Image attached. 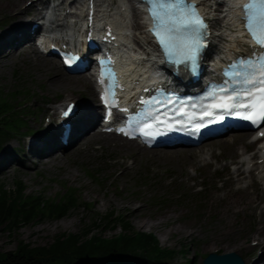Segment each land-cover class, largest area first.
Instances as JSON below:
<instances>
[{"label": "rangeland", "instance_id": "1", "mask_svg": "<svg viewBox=\"0 0 264 264\" xmlns=\"http://www.w3.org/2000/svg\"><path fill=\"white\" fill-rule=\"evenodd\" d=\"M27 1L16 0L12 4H19L21 7ZM8 13L9 10L2 3L0 20L6 19L7 22L2 30L17 27L19 18L28 19L26 14L17 18L11 16L14 12ZM144 29L143 25L139 35L143 34ZM14 49L16 48L6 51L11 55V60L9 57L0 59V97L7 98L6 94L13 97L11 91L21 90L17 97L11 98V102L18 105L17 109H22L26 125L37 130L36 133L40 132L42 124L46 126L55 118V115L50 117V114L64 98L81 101L82 96L87 94L90 100L91 91L86 85L80 86L85 84L81 81L76 88H51L47 85L49 78H67L70 75L60 67L55 58H46L38 51L37 55H32L34 52L31 49L12 55ZM50 63L53 66H49ZM23 130L25 128L19 131ZM240 134L243 133L213 139L194 148L154 149L155 151L147 154L131 147L125 149L114 146L112 140L109 145H105L102 140L92 143L82 141L75 145L77 149L71 146L58 152L61 153L62 160H48L41 164L40 158H35L38 161L36 169L17 165L6 168L0 173V184L7 190H14L15 183L21 181L26 195H40L44 199L57 200L66 187H74L78 190L79 200L90 203L93 209L89 210L79 203L62 217H41L15 231L4 230L0 226V251L13 250L20 240L30 246H46L56 235L78 234L92 223L95 215L102 217L113 211L115 216L121 214L127 218L137 230L153 233L161 248L173 250L172 259L168 260L171 264H181L190 257L195 259V264H202V259L212 251L237 252L248 262L252 255L254 257L260 251L258 246H252L260 242L259 247H262L264 243V190L260 191L264 189V182L257 178L256 168L251 172L261 181L259 189L256 179L240 180L235 176L236 172L233 170L235 167L238 169L235 160H242L239 163L241 170L249 168L251 163L247 159L257 152L256 143L252 142L251 135L247 133L245 143L248 147L245 153L241 156L238 148V157L233 158L235 155L230 151L233 136L237 138ZM23 137L24 135L14 134L3 146V152L21 151ZM19 154L24 158L22 152ZM254 156V161L259 162V154ZM25 168L29 170L25 171ZM88 170L99 172V175L92 178L88 175ZM221 175H225V179L216 186L215 178ZM171 186L175 187L169 188ZM179 186L184 191L192 192L197 190V186L206 188L201 194V198L205 200L200 203L193 193L176 192ZM167 193L169 194L166 195ZM179 195L182 196L177 197ZM225 198L242 202V206L236 214L230 216L228 223L222 221ZM223 225L227 227L225 230ZM104 226V223L100 224L102 230L93 227L90 237L99 235V230L100 236L106 238L121 231L119 227L113 229L109 226L105 229ZM227 229L229 232H226ZM247 247L252 249L248 250ZM181 249H185V252H180ZM258 264L264 262L259 260Z\"/></svg>", "mask_w": 264, "mask_h": 264}, {"label": "trees", "instance_id": "2", "mask_svg": "<svg viewBox=\"0 0 264 264\" xmlns=\"http://www.w3.org/2000/svg\"><path fill=\"white\" fill-rule=\"evenodd\" d=\"M20 92L16 89L11 91L13 97L8 94L5 95L7 98L0 97V150L6 140L24 125L20 117L24 113L19 112L11 102V98L17 97ZM87 173L92 178L99 175V172L89 170ZM15 184L14 190H7L0 184V226L4 230L15 231L41 217H62L79 203L89 210L93 209L90 203L79 200L78 190L74 187H66L55 200L44 199L40 195H26L22 182L17 181ZM176 192L184 190L179 186ZM202 193H196L200 203L205 200L201 198ZM103 216L95 215L92 223L78 234L56 235L46 246H30L20 240L13 250L0 251V264H171L168 260L172 259L173 251L161 248L153 233L137 230L127 218L121 214L115 216L113 211ZM102 223L105 229L109 226L113 229L119 227L120 234L115 238H106L100 236L99 230V235L90 237L93 227L101 229ZM180 252H185V249ZM194 260L192 257L186 258L181 264H195Z\"/></svg>", "mask_w": 264, "mask_h": 264}, {"label": "snow or ice", "instance_id": "3", "mask_svg": "<svg viewBox=\"0 0 264 264\" xmlns=\"http://www.w3.org/2000/svg\"><path fill=\"white\" fill-rule=\"evenodd\" d=\"M141 2L148 7L153 21L151 32L167 60L175 65L184 64L195 73L199 67L200 54L207 46L208 35V24L200 14L195 0ZM243 11L245 30L255 46H250V55L238 57L229 64L223 72L225 79L209 86L204 99L229 101L210 105L216 109L214 112L201 104L202 110L213 120L224 110L230 114H240L244 119L250 118L249 113L258 112L264 119V0H248V3L243 5ZM101 83H104L103 79ZM109 95L115 100L114 91H110ZM141 102L159 103L151 100ZM64 114L67 116L69 109H66ZM135 119L132 118L133 121ZM120 131L123 132L124 129Z\"/></svg>", "mask_w": 264, "mask_h": 264}, {"label": "bare ground", "instance_id": "4", "mask_svg": "<svg viewBox=\"0 0 264 264\" xmlns=\"http://www.w3.org/2000/svg\"><path fill=\"white\" fill-rule=\"evenodd\" d=\"M15 1L16 0L0 1V6H2V3H3V5H5V8L9 10L8 14L14 12L13 14H11V16H15L17 18H19L20 16H22L24 14H28L29 12H33L36 15L39 14V11L35 9V6H36L35 2L32 1L27 6L22 4V6L20 7L19 4H16L15 6H13L12 3ZM101 1L102 0H97L98 5H101ZM198 1H199V4L202 6L203 11H205V13H207L208 16L210 17L211 26H212V24H214L215 31L212 32V34L210 35V45H209L213 54H221V55L226 54L227 55V54H230L231 52H234L238 49H243L246 46V42L243 38L240 37V29H239V26L236 22L237 0H230L228 2L227 9H225L226 15H225V18L222 20L221 24H219L220 19L215 16V12L212 10V4H209L208 0H198ZM59 4H60V6H63V11H65L66 4H68V7L71 8L72 6L76 5V0H71L69 3L65 2L64 0H61ZM102 4H103V1H102ZM68 13H71V10H69ZM2 15H4V14L2 13ZM132 17H133L132 23L129 26L130 30L132 31V41L137 45V47L139 49H143L144 44H148V42H149V39H147L145 36L143 37L144 40L140 39V37H139V34L141 33V28L143 27L144 22L142 21V17L140 15V13L135 11V10H132ZM19 20H21V19L19 18L17 20V27H13V29L9 28V29H7L8 31H6V30L1 31V34H0V54L1 53L2 54L4 53V54L0 56V59L7 58L9 56L11 57L9 52L8 53L6 52V51H8L7 49L13 48V46H11V41L14 39V37L12 39H10V35L13 33H14V35H16L17 33L22 34V33L27 31V27L25 25L26 23H24L22 20L21 21H19ZM118 27H119V25H118ZM119 28L122 29L123 27L120 26ZM80 30H81V24H76V25L72 26L68 31L56 33L55 36L67 38L70 40H75L77 37V33L80 32ZM37 32L38 31H36V33ZM34 34L25 37V40L23 41V43L19 44L16 49L12 50V52H11V53H13L12 55H14L18 51L22 52L23 50H26V49H31V52H34V54H32V55H35L38 50L36 48L35 43L33 42ZM147 47H148V45H147ZM239 51H241V50H239ZM10 60H11V58H10ZM49 66H53V64L50 63ZM205 69L209 70L208 64H206ZM144 77H145V75L141 76L137 73H133L132 76L130 77V80H142ZM80 81L82 83H85V84H83V85L80 84ZM79 84L82 87L84 85L88 86L90 91H91L90 92L91 93L90 100L88 102L84 103V102H81L79 100L80 106L84 107V110L81 112V114H83V115H82V119L80 121V127H79V132L82 134L80 136L79 135L73 136L72 137L73 142L66 148H63V149L58 148L55 150H48L44 153H41V151H37L38 156L40 158V160L38 159L39 163L41 162V164H42L48 160L50 162L55 161V160H62V155H61V153H58V152L65 151L71 146H74L73 149H77L75 147V145L80 144V142H82V141H84L86 143H92V142L102 140V142L105 145H109V141L112 140L113 143H115L114 146L118 145L119 147L125 148V149L131 147V149L134 148L135 151L138 150L139 152H141L143 154H147L148 152L151 153L152 151H155L154 149H148V148L142 147V146L138 145L133 140H127V139H124V138L117 136L115 134H112V133H102V132L91 131L93 129V126H94L95 121L97 119V116H96L97 103L95 102L94 87L91 83L90 77L87 74H85V75L84 74H70L67 78L54 77L51 79L49 78L47 81V85L51 88H57V87H62V86H65V87L68 86L69 88L70 87L76 88ZM40 125H41V123H40ZM40 128H41V126H40ZM247 135L248 134H240V135L236 136L237 138H235L233 136V142H232V146H231L232 150H230V151L232 154L235 155L233 157L234 159L238 157L237 154H238L239 149H240L239 153H241V156H242L244 153L243 151H245V149L248 147V144L245 143V138L247 137ZM234 138L236 140H234ZM262 142H264V141H262ZM196 147H198V146H196ZM263 149H264V143H262L257 149V152L260 154L259 157H264V152H262ZM121 150H123V149H121ZM176 154H172V155L174 156ZM63 155L65 156V154H63ZM166 159H167V157H166ZM251 159H252V157H249L248 162H252ZM235 161H237L236 164H238L237 165L238 169H236V167L234 169V171L236 172V175H239V176L242 175L241 178L248 177V178L252 179L251 168H250V170L249 169L246 170L247 174L244 176V171L241 170L240 165H239V163H241L242 160H235ZM262 163L264 164V161ZM254 165H257V164L254 163ZM258 167H261V170L258 173V178L264 182V166L262 164H258ZM21 170H23V169H21ZM25 171H28V170L25 168ZM223 203H224V217L222 218V221L228 223L230 216L237 213V210L239 209V207L242 206V205H240L242 202H238V201L233 200L232 198H228ZM129 214H130V212L127 213V215H129ZM226 228L227 227L225 225H223V230H225ZM226 232H229V230L227 229ZM259 243L260 242H257V246L260 245ZM263 247H264V243L261 247L262 253L257 258L261 261L264 259V252H263L264 248ZM247 249L248 250L252 249V247H247ZM168 250H170V249H168ZM170 251H172V250H170ZM253 264H255V263H253Z\"/></svg>", "mask_w": 264, "mask_h": 264}, {"label": "water", "instance_id": "5", "mask_svg": "<svg viewBox=\"0 0 264 264\" xmlns=\"http://www.w3.org/2000/svg\"><path fill=\"white\" fill-rule=\"evenodd\" d=\"M203 264H244V261L234 252L223 255L209 253V255L203 259Z\"/></svg>", "mask_w": 264, "mask_h": 264}]
</instances>
